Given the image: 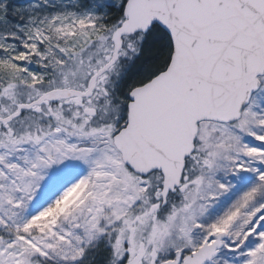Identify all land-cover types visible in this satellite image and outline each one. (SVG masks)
I'll return each instance as SVG.
<instances>
[{"label": "snow or ice", "instance_id": "6c2138e0", "mask_svg": "<svg viewBox=\"0 0 264 264\" xmlns=\"http://www.w3.org/2000/svg\"><path fill=\"white\" fill-rule=\"evenodd\" d=\"M0 264H264V0H0Z\"/></svg>", "mask_w": 264, "mask_h": 264}]
</instances>
